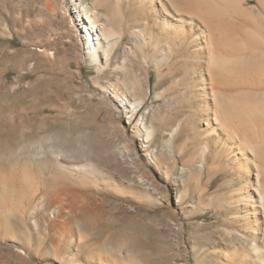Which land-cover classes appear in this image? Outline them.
Masks as SVG:
<instances>
[{"label": "bare ground", "instance_id": "bare-ground-1", "mask_svg": "<svg viewBox=\"0 0 264 264\" xmlns=\"http://www.w3.org/2000/svg\"><path fill=\"white\" fill-rule=\"evenodd\" d=\"M68 3L75 9L84 56L96 71L124 70V62L115 63L113 50L121 39L130 37L134 61L156 74L163 95L162 105L156 108L147 105L150 99L152 103L157 100L150 97L148 82L144 87L127 72L124 81L115 80V87L99 85L129 128L128 143L122 148L125 155L134 154L144 173L149 175L153 168L166 182L161 188L164 198L172 190L176 205L190 202L184 204L186 214L205 217L202 207L207 201L205 206L218 222L213 230L219 231L217 239L212 238L214 243L202 240L207 231L201 232L210 224L201 234L195 232L194 242L203 245L205 257L215 256L216 264H264V0H104L102 16L85 0ZM110 28L118 30L119 39ZM11 44L9 26L0 17V63L5 79ZM1 82L8 93V82ZM5 117L0 159L9 150L11 134L8 114ZM37 163L42 176L39 197L37 192L30 194L37 182L26 168L15 182L14 172L7 173L9 168L0 165V221L11 236L18 232L17 222L23 226L30 222L34 210L43 213L52 207L59 211L57 218L67 213V218L79 219L77 211L91 215L89 191L96 190L99 181L95 177L100 172L58 156ZM177 163L178 173L194 178L197 185L189 184L185 190L182 183L169 179ZM73 178L80 187H70ZM219 180L209 193L207 187ZM106 181L101 178L98 184L108 192L124 188L123 183L119 188ZM68 231L69 241L61 237L56 242L67 251L57 260L59 264H140L127 253L102 252L98 242L78 228ZM73 254L78 256L75 262Z\"/></svg>", "mask_w": 264, "mask_h": 264}, {"label": "rangeland", "instance_id": "rangeland-1", "mask_svg": "<svg viewBox=\"0 0 264 264\" xmlns=\"http://www.w3.org/2000/svg\"><path fill=\"white\" fill-rule=\"evenodd\" d=\"M88 1L85 0L92 4L95 14H104L100 7L104 0ZM75 15L68 0H0V17L8 24L12 38L11 59L6 64L9 67L7 79L0 63V129L6 114L11 124L9 150L2 155L0 165L9 168L7 173L14 172L11 178L16 175L15 182L22 174L21 169L26 168L39 184L35 183L32 191L36 190L30 192H37V197L42 181L41 165L37 162L42 160L52 161L58 156L66 161L84 162L100 172L94 176L95 181H99L96 190L89 191V216L82 210L83 213H75L79 219L71 215L69 219L67 213L57 218L59 211L52 207L43 213L34 210L26 226L16 221L18 232L14 236L6 233L0 221V264H59L57 260L67 251L56 242L61 237L69 241L71 228H78L97 241L102 252L127 253L140 264H216L215 256L205 257L203 245L198 240L194 242L195 232L199 235L207 231L202 240L209 243H214L218 236L219 230H213L218 222L209 206H205L207 201L203 204L205 207L201 205L207 214L198 217L186 214L184 208L190 202L176 205L174 191L169 190L165 198L162 196L161 188L166 182L162 183L153 168H149V175L144 173L140 159L134 154L131 158L125 155L122 148L128 143L129 128L124 125L120 110L98 89L99 85L115 87V80L124 81V72H127L144 87L148 82L150 97L157 100L152 103L150 99L147 105L156 108L162 105L163 95L155 72L146 71V67L134 61L130 37L121 39L122 45L116 47L117 51L113 50L115 63L124 62L127 70L96 71L84 56ZM109 31H113L111 34L116 39L120 38L118 30L110 28ZM2 80L8 82V93L1 87ZM187 145L192 148L189 142ZM178 166L179 163L169 172L170 180L182 183L185 190L189 184H198L194 178L178 173ZM99 178H106L107 183L119 188L123 183L124 188L118 189V193L108 192L98 184ZM220 182L210 184L207 191L212 192ZM69 185L80 187L74 178ZM207 225L217 234L213 231L212 234ZM203 228L208 229L202 231ZM197 244L201 248H197ZM52 247L56 248L55 252L50 251ZM72 256V262L78 260L76 254Z\"/></svg>", "mask_w": 264, "mask_h": 264}]
</instances>
